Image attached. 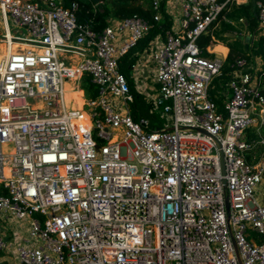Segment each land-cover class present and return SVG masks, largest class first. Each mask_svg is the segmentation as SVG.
<instances>
[{"label":"built area","instance_id":"built-area-1","mask_svg":"<svg viewBox=\"0 0 264 264\" xmlns=\"http://www.w3.org/2000/svg\"><path fill=\"white\" fill-rule=\"evenodd\" d=\"M161 1L151 0L155 21ZM231 2L247 0H180L172 29L147 49L151 68L129 65L167 121L156 127L135 119L121 70L152 22L98 29L79 21L78 1L0 0V252L20 264H264L260 79L237 58L220 111L210 88L225 58L198 43ZM256 7L264 33V0ZM6 221L26 222L13 248Z\"/></svg>","mask_w":264,"mask_h":264},{"label":"trees","instance_id":"trees-1","mask_svg":"<svg viewBox=\"0 0 264 264\" xmlns=\"http://www.w3.org/2000/svg\"><path fill=\"white\" fill-rule=\"evenodd\" d=\"M72 1H78V19L82 22H90L95 25L96 28L102 29L114 21H119L134 15H138L145 18L153 23L150 31L144 35L140 40L137 47L132 51L122 57V68L121 70L126 73L129 77L131 89L135 95V99L132 103V112L135 119L140 117L149 118L151 124L156 127H162L167 122L161 114L155 112L154 104L145 95L139 93L136 90L135 83L130 78L129 65L134 63L139 58V53L149 49L151 42L158 36L163 38L166 36L168 30L172 29L173 18L171 14L167 11L166 2L167 0L161 1V6L159 11L162 14L160 21H155L154 16L158 12L152 5L151 0H99L95 3L93 0H63L64 4L67 6ZM221 2L224 0H220ZM257 0H247L245 3H241V12L248 18L250 23V28L254 33L253 37L248 46L245 43L236 42L230 43V51L224 60V65L221 75L213 80V84L210 88V95L212 99L217 103L220 111H223L224 103L226 101L227 84L232 77L235 70V63L237 58H246L249 66V71L256 73L259 77L260 91L264 95V33L259 27V20L256 7ZM236 2H231L223 10L218 21L214 22L208 31L204 32L198 43L202 48L203 55L208 57H215V54L208 51V47L214 44L215 33L220 37L219 31L217 32L216 27L221 22L223 28L228 27L224 21L225 17L230 15L228 9L230 6ZM255 55L259 56L262 63L261 69H256L255 67ZM81 87L85 90L88 97L96 96V85L91 82L88 76L82 79ZM160 112V111H158ZM260 133L264 136V126L259 127ZM259 134L257 128L248 129L249 139H259ZM248 160L251 161V154L248 156ZM4 254V252H0ZM6 262H0V264H5Z\"/></svg>","mask_w":264,"mask_h":264},{"label":"rangeland","instance_id":"rangeland-1","mask_svg":"<svg viewBox=\"0 0 264 264\" xmlns=\"http://www.w3.org/2000/svg\"><path fill=\"white\" fill-rule=\"evenodd\" d=\"M170 4V2H168V5ZM241 3H235L232 6L229 7L228 12H230V15L226 16L224 21L226 22V24L228 25V27L223 28V24L222 22L217 25L216 30L217 32L219 31V34L221 35L220 37L215 33V37H214V44H219V46H217L216 48H212L210 50L211 53L215 54V56L221 57L225 54V52L230 51V43H236V42H241V43H245L246 46L249 45L251 38L253 37L254 33L252 32L251 28H250V23L248 18L241 12L240 9V5ZM171 14L173 16L174 19H176L177 15L175 14L174 11L171 10ZM12 27V31L14 33H18V31L14 28L13 25H11ZM5 32L3 31V25L0 22V36H2ZM225 47H227L228 49H226ZM144 57H148V53L144 54ZM260 59L259 56L255 55V62ZM255 65V64H254ZM257 65H255L256 67ZM259 66V65H258ZM132 106V104H131ZM159 110H156L155 112H157V114H161V110L160 112H158ZM264 181L261 184L260 188L257 190L256 192V196L258 197L259 201L264 203V194L262 193L264 190ZM21 241L18 243H15V246L17 244H20ZM13 246V244H12ZM0 259H4L6 262L5 264H17V261L15 259V257L10 254H0Z\"/></svg>","mask_w":264,"mask_h":264},{"label":"crops","instance_id":"crops-1","mask_svg":"<svg viewBox=\"0 0 264 264\" xmlns=\"http://www.w3.org/2000/svg\"><path fill=\"white\" fill-rule=\"evenodd\" d=\"M168 2H170V4L168 5ZM166 6H167V11L171 14V10L175 12V14L177 15L180 9V0H167L166 2ZM172 16V14H171ZM173 18V16H172ZM174 20V18H173ZM176 20V19H175ZM174 20V21H175ZM116 21H114L112 24H114ZM4 24V30H6L5 28V23L3 21ZM6 33V32H5ZM152 43V42H151ZM217 46H219V44H213L211 46L208 47V51L210 52V50L212 48H216ZM226 49H228L227 47H225ZM147 53V50L139 53V58L138 60H136L135 62L141 60V72L145 73L146 71H148L149 68H151V63H150V58L148 57H144V54ZM228 55V52H225V54L222 56V58H226ZM261 59H258L255 62L256 69H261ZM259 65V66H258ZM131 75V74H130ZM130 78L133 80V82L135 83L134 79L130 76ZM136 87V86H135ZM154 92H157V88L156 90H154ZM252 128H257V127H252ZM262 151L263 148L261 146H258L257 148H255L250 154H251V161L253 163H257L259 162V160L261 159L262 156ZM264 181V178H263ZM262 181V183H263ZM261 183V184H262ZM261 184L258 186L257 190L260 188ZM264 187V186H262ZM264 190V189H263ZM257 192V191H256ZM264 194V191L262 192ZM258 198V197H257ZM259 200V199H258ZM260 202V201H259ZM262 203V202H261ZM264 204V203H262ZM4 232H5V236L7 237V239L10 241V244H13L12 248L15 246V243H18V241H23V239L28 237V233H27V229H26V222L23 223V226L21 227L20 224L14 225L13 222H9L6 221L5 226H4ZM5 253V252H4ZM6 254L10 255L12 253V251L7 252ZM16 259V258H15ZM4 259H0V262H4ZM17 261V259H16ZM17 264H20L17 261Z\"/></svg>","mask_w":264,"mask_h":264},{"label":"water","instance_id":"water-1","mask_svg":"<svg viewBox=\"0 0 264 264\" xmlns=\"http://www.w3.org/2000/svg\"><path fill=\"white\" fill-rule=\"evenodd\" d=\"M93 1L95 3L99 2V0H93ZM204 132H206V131H204ZM218 146L221 148V145L219 143H218ZM220 162H221V167H222V173L225 174V157H224V153L221 149H220ZM224 182H225V180H224Z\"/></svg>","mask_w":264,"mask_h":264},{"label":"bare ground","instance_id":"bare-ground-1","mask_svg":"<svg viewBox=\"0 0 264 264\" xmlns=\"http://www.w3.org/2000/svg\"><path fill=\"white\" fill-rule=\"evenodd\" d=\"M0 22H1L2 25H3V31L6 32V30H4V24H3V19H2L1 7H0ZM10 37H11V36H10ZM12 47H14V46H12ZM80 93H81V91H80V92H77L76 95H78V94H80Z\"/></svg>","mask_w":264,"mask_h":264}]
</instances>
